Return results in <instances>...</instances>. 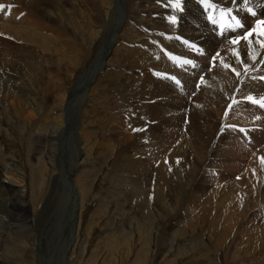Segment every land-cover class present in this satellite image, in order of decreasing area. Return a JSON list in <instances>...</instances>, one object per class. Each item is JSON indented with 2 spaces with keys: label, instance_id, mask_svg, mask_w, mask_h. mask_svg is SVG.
Listing matches in <instances>:
<instances>
[{
  "label": "rangeland",
  "instance_id": "374dc122",
  "mask_svg": "<svg viewBox=\"0 0 264 264\" xmlns=\"http://www.w3.org/2000/svg\"><path fill=\"white\" fill-rule=\"evenodd\" d=\"M42 1L43 3H46L44 7L46 6L49 9L48 13L45 14L44 12L34 10L29 13L24 24H21L24 27L30 25L31 29H35V31H32L30 34L33 37L31 38L32 40L28 35L29 40L27 43L33 47H35V45L38 46L34 49L35 53L26 58L28 64L25 66L26 69L16 67L20 72V74H18L19 79H15L19 88L15 87L11 93L0 91V103L2 102L0 104V264H35L34 261L36 257L32 254V251L28 248L29 251L27 250L26 252V246L24 247L25 250L22 249L21 244L23 243L20 240V236L24 234L25 227L30 228V223L33 222L34 217L38 216L41 211L40 200L42 195L46 192L51 174L57 172L56 168L53 166L54 160L46 155L45 150L41 149V152L37 154L39 151L38 148L41 146H45L48 150L47 143L51 137V130L56 127L53 118H55L54 116H56L59 111L51 110V106H54L55 104L59 105V102L57 101L55 103L53 99L55 97V99L60 100L59 97L61 98L63 92L60 90L59 84H62L64 80L66 81V79H68L67 75L73 71H75L73 72L75 75L73 76L71 88L75 90V82L87 72L109 39L108 35L112 32V24L110 22L111 25L109 26V21L111 19L116 20L117 17L120 18H118L119 20H121L123 16L125 17L122 12L123 1L121 2L120 0H117L116 7L113 0ZM0 4L8 6V3ZM117 5L119 6L118 8ZM129 5L131 10L137 7L133 2ZM114 7L117 8V10L115 9L116 11H114ZM7 8L9 7L0 10V18H4V15L8 13V11L6 12V10H8ZM167 8L168 7L165 5L162 6L163 10H167ZM10 16L11 14H9V16L7 15V18H10ZM21 18L22 17L18 15L16 18L12 19L20 20ZM32 21L35 22L33 23ZM117 22L119 21L117 20ZM1 25L2 23L0 26ZM1 28L2 26L0 27V32L2 31ZM4 34L3 31L0 33V36L2 37ZM129 34L130 30L124 29L123 35L125 37L119 38L112 47L115 53L112 52L107 58L105 62L107 67L104 73H101L95 82L90 85V89L88 88L87 92L89 93L86 92L84 95L86 96L84 101L87 100L85 104L86 106L84 105V107H82L83 110L80 111L79 115V126L81 127L79 132L84 136L81 148L83 147L82 149H84V153L79 160L81 166L74 173V178L81 191L79 203H81L80 216L83 219V226L80 232L81 238L78 246H82L83 248V246L86 245V247L83 248L84 258L80 261V264H146L148 262L151 257L150 255L153 252L154 245L152 238L153 233L151 232L157 230L156 221L154 219L155 217H150L151 215L155 216L158 209L156 201L153 199L155 189L152 188V185L159 180V175L165 183H168L170 178H173V174H171L170 170L167 172V170L162 168L159 163L161 160L167 162L169 160V153L173 148L174 151H179L177 148L175 149V147H178L180 142L189 141L190 139L188 140V137L203 145L202 156H204V160L198 161L197 159V161L200 166L201 163L203 166L205 165L204 170L208 171V174H205V177L209 179L211 178V181L205 184L206 187L209 186L207 190L198 193H194V191L191 190V187H188V192L184 191L181 193L179 188L180 182L175 184L173 182V185L168 184L166 188H163L164 192L160 195L163 203L167 202L172 197L173 191L169 189L170 187H175V190H179L180 194L177 193L176 196L179 199L182 198L179 206L175 209V211H179H177L179 216L173 221L176 225L175 229H178L179 231L172 234L167 242L171 247H176L177 245H180L179 242H182L181 233H186L188 235H184L183 238L188 239L187 241L185 240L184 243L189 249H182L180 251L176 250L171 257H169V259L173 260L172 262H167L166 260L161 264H176L179 259L186 262V264H224L225 261L220 256L224 247L228 248L229 253L227 258L231 264H264V150L261 152L258 151L257 153L256 150L258 148L248 151L250 148L247 147L245 150L246 152L244 150V152L242 151L243 155H239L233 150L223 152L225 155L222 153H214L212 151L214 141L211 138V135L206 132L209 126L213 128V122L205 120L204 116H207L208 114L203 106L200 107L201 102L195 103L198 104V106L194 103L186 105L182 112L184 119L180 123H177L179 126L173 131V135L175 134L174 140H166L167 138H165V134L162 133V129L166 124L165 119L168 118V114L165 113L166 109L160 106L159 103H155L152 99H150V101H145V103L149 102L148 106H144V108L146 107L145 109L141 107L142 105H137L136 101H134V92L140 86V77H142L143 69L140 71L134 69V72H126L125 69H123L122 65L126 63V61L123 60H127V58L130 57L136 58V52L128 49L126 46V38ZM105 35L107 37H105ZM4 36L9 37V35ZM2 46L4 45L0 43V48ZM1 51L4 53H1ZM21 54L24 56V53ZM2 57H5L4 47L0 49V72H3L6 67ZM20 64L24 66L23 61ZM58 69H61L62 71ZM22 70L24 71L23 79L20 78V75L21 77L23 75ZM146 70L150 71L149 67ZM126 73L130 77L126 75ZM126 84L129 86L127 85L126 87ZM147 85L150 86V83ZM197 87L198 85L196 86V89H198ZM72 89H69V94L73 91ZM78 93V95L75 94V97H82L81 92L78 91ZM194 93L195 92L191 93L192 96ZM69 94L65 98L66 100L64 99L65 101L61 102L60 100V104L63 105V108L68 105L70 99ZM10 100H15V102L19 101L18 103H21L23 106V103H26L25 101H27V108L25 106L24 108L27 112H31V115H34L32 118L34 117L33 119L35 120L29 121L31 119H26L25 112L20 116L6 115L7 111L9 113L11 110L9 105H7ZM154 100L157 99L154 98ZM42 103L45 108L51 104L50 118L40 119L38 113L42 112V108H40ZM230 105L231 103L228 105V108ZM149 106H153L152 109ZM69 110H71V106L70 109L66 107V111ZM159 112H161V114ZM148 114L150 115L148 116ZM190 115H193L194 117L191 118ZM49 116L47 115L46 117ZM200 117L204 119H201ZM199 121H203V125L201 124L202 122L200 123ZM190 122L192 125H190ZM193 125L195 127H193ZM202 126H205L206 129ZM196 129L199 131L198 133ZM69 130L70 129H68L67 133L63 135L64 138H61L62 140L60 141L59 147L60 154L57 156L53 155V159H56L57 161V166H60L63 171L62 182L66 181L67 169L75 162V154H73L75 153L73 152L74 142ZM60 131L62 132V130L58 131L59 135L61 133ZM177 132L179 134H177ZM158 133H160V135ZM181 134L184 136H180ZM195 134H198L201 138L198 139L199 137H194L196 136ZM222 134L223 130L217 133V143L220 141L219 139ZM43 135L48 137V139L45 140L46 142L41 140L43 138L40 139ZM153 135L156 138L153 137ZM210 141L213 144L210 143ZM248 141L249 139L246 137L238 140L239 143H243L245 146H247ZM170 142L172 143L170 144ZM130 143H132V145ZM149 143H151V145ZM61 144L63 145L61 146ZM70 144L72 147H70ZM147 146H150V149ZM185 146H187V152L185 151L186 157L183 155V159L186 158L191 161L195 158L194 153H192L194 150L191 149L192 142ZM226 146L227 145H225V147ZM162 148H164L162 150L163 153L164 150H167V154L159 156V149ZM147 150L149 152H147ZM121 151H123L124 154L129 151L128 154L126 153L125 155H130V159L133 158L131 157L132 154H134L133 156L136 160H140V158L144 160L145 158V160L152 165L151 168L153 169L151 174L144 173L145 175L143 177L140 175L137 177L134 176V174L121 171L119 166H115L116 159ZM156 151L158 152L156 153ZM179 152H177V154H179ZM182 153H184V150L180 152V156ZM226 154H228L227 157H225ZM155 155L158 157L157 159ZM191 155H193L194 158H191ZM72 156L73 159H71ZM209 157L212 158L213 163L210 167L204 163L206 160L210 159ZM259 157L263 160H259ZM145 160L142 162L144 163ZM157 165L160 166V169L157 168ZM253 167L255 170L258 168L259 171L257 170L256 174H253L252 176L250 171ZM13 169L15 174L17 173L16 175H19V177L17 176V182H21L25 179L24 181L26 183L21 182V186L24 184L27 192L24 193L20 188V190L18 188L17 190H13L2 185V181L6 182L5 177L7 176V173H10ZM254 169L252 171H255ZM129 175H131V178L127 177ZM254 176H259L260 178L258 177L257 179ZM256 179L258 182H256ZM230 181H232V183H230ZM201 183H204V181L202 180ZM224 186H227L225 187L227 189H225ZM231 186L233 189H231ZM237 186L241 189L248 188V192H251L248 193L249 200L251 198L254 200H250L252 204L250 206L251 208L249 207L248 212L241 211V207L243 208V206L246 205L243 201L235 202V205L238 208H235V210H233L234 212L231 210V214L230 212H227V217L225 216L226 211H223V205L225 206L226 204L223 201L226 200V197L224 198L223 194H225L228 189L229 191L234 192H231L232 195H236L237 191H240L239 193H241V189ZM14 191L17 192L14 193ZM22 192L23 194H21ZM254 194L256 197H254ZM258 194H260V196ZM191 195H193V197ZM190 198L193 199L191 200ZM194 198H197L195 202ZM258 198H260V201ZM231 199L233 200V198ZM258 201L262 202L259 203ZM29 202L31 205H26ZM200 202H202L201 204H203L204 207L207 205V212L206 210L204 212L201 208ZM220 202H223V205ZM231 202L232 204L234 203V201H227L229 204ZM239 202L241 203L238 204ZM182 203L184 204L182 205ZM213 204L214 209L212 208ZM198 205L199 207H197ZM225 209L226 206L224 210ZM261 209L262 211H260ZM144 213H147L150 216L142 218L141 216ZM239 213H245L247 216L250 215L249 219L246 218L247 222L245 224L244 219L242 221V218L238 216ZM113 219H115V221ZM177 220L180 221L178 222ZM248 222L249 224H247ZM204 247H207V249H204ZM149 262L151 264V260Z\"/></svg>",
  "mask_w": 264,
  "mask_h": 264
},
{
  "label": "bare ground",
  "instance_id": "6f19581e",
  "mask_svg": "<svg viewBox=\"0 0 264 264\" xmlns=\"http://www.w3.org/2000/svg\"><path fill=\"white\" fill-rule=\"evenodd\" d=\"M120 1L121 2L123 1L122 2L123 11L122 12L125 15V17L123 16L121 20H119L120 18L117 17L116 20L111 19L109 21V26L112 24L111 25L112 32L110 33V35H108L109 39L106 42L100 54L98 55V57L94 60L90 68L87 70V72L82 77H80V79L77 82H75V86H74L75 90L71 88L72 83H73L72 82L73 76L75 75L73 72L75 71L67 75L68 79H66V81L63 78L64 82L62 81L63 83L59 84L60 90L63 92L61 95V98L59 97L61 102L66 100L65 98L69 94V89L73 90L71 91L72 93L70 92L69 94L70 99H69L68 105L64 106L63 108V105L60 104V100H57L54 97L53 101L55 103L58 101L59 105L55 104L54 106H51L50 104L49 106L45 108V106L42 103V106L40 107L42 108L41 110L42 112L38 113L40 119L41 118L47 119V118H50L49 114H51L50 112L51 108H52L51 110L53 111L54 110L59 111V113H57V115L54 116L55 118H53V121L55 122L56 127H54L51 130L52 134L50 133L51 137L49 138V142L47 143L48 150L46 149L45 146L44 147L41 146L42 148L41 147L38 148L39 151L37 152L38 154L39 152H41V149L45 150L46 155L48 157H51L52 160H54L53 166L56 168L57 172L56 173L54 172L51 174L49 184L46 188V192H44L42 195V198L40 200L41 211L39 212L38 216L34 217L33 222L30 223V228L25 227L24 234L20 236L21 237L20 240L23 243L21 244L22 249H24V247L26 246L25 247L26 252L28 248L32 251V254L36 257L34 261L35 264H80V261L84 258L83 248H85L86 245H84L83 248L82 246H78L79 240L81 238L80 232L83 226V219L80 216L81 215L80 214L81 203H79L81 191L79 190L76 184L75 178H74V175H75L74 173L81 166L80 164L81 162L79 163V160L81 159L82 154L84 153L83 152L84 149H82L83 147L81 148V143H82V140L84 139V136L82 133L79 132V129L81 130V127L79 126V115H80V111L83 110L82 107H84V105L87 102V100L84 101L86 97L84 95L88 91V88L90 89V85L93 84L95 80L100 76V74L104 73V71L106 70L107 64L105 62L107 58L110 56V54L114 52L112 49L114 44L119 40V38L125 37L123 35L124 29L130 30V34L126 38V46L128 49L136 52V58L130 57V58H127V60H123V61H126V63L122 65L123 69H125L126 72H129V71L134 72L135 71L134 69H138L136 71H140L143 69L142 77H140V80H141L140 86L134 92L135 94L134 101H136L137 105H142L141 107L144 108V106L149 105L148 104L149 102L145 103V101L147 100L150 101V99H152L153 101H155V103H159L160 106L166 109L165 113L168 114V118L165 119L166 124L163 122L165 124V127L162 129V133L165 134V138H167L166 140L168 141L174 140L175 134L173 135L174 133L173 131L175 130V128H178L179 124L177 125V123H180L181 121H183L184 117L182 115V112L184 108L186 107V105L190 103L195 104L197 102H201L200 107L203 106V108L207 111V114H208L207 116H204L205 120L208 122L209 121L213 122V128L209 126L206 132L211 135V138L214 141V146L212 150L214 153L223 154V152H226L228 150H233V151H236L239 155H241L247 149V147L250 148L248 149V151L258 148L259 150L258 149L256 150L257 153L258 151L261 152L264 150V107H261L260 103L253 102V100L264 102V25L260 23L261 21H264V0H203V2L202 0H176V1L156 0V4L158 5L155 4V0H120ZM113 2H115V7H116L117 0L116 1L113 0ZM132 2L135 3L137 6L133 10H131V7H129L130 6L129 4ZM0 3H3V4L8 3V6H11L7 8L8 10H6V12L8 11V13L4 15V18L3 17L0 18V21H1L0 24L2 23L1 25L2 31L0 33L4 31L5 33L4 35H7V36L9 35V37H5L4 35L2 37L0 36V43L4 45L2 47H4V51H5V57L4 58L2 57V59L4 60L5 62L4 65L6 66L4 71L0 72V91L1 92L3 91L4 93L5 92L11 93L13 92V89L15 87L19 88V85L16 84L15 79L17 78L19 79L18 74H20V72L18 71L16 67L26 69L25 66L28 65L26 62V58H28V56L30 57L31 54L35 53L34 49L37 48L38 46V45H35V47H33L32 45L30 46L27 43V41L29 40L28 35L30 36V39L33 38L32 35L30 34L32 31H35V29H31L30 25L24 27L21 24H24L30 12L35 10L38 12H44L46 14L48 13L49 9L46 6L44 7L46 3H43L42 0H0ZM163 5L168 7L167 10L162 9ZM115 7H114V11H116L119 6L117 5V8ZM180 9H183V11H181ZM9 14H11V16L10 18L9 17L7 18V15L9 16ZM18 15L22 17L20 20L12 19V18H16ZM173 16L176 18L175 24H173L170 20V17H173ZM117 20L119 22H117ZM237 21H239L240 24H242L244 27L243 28L238 27ZM32 22L34 23L35 21H32ZM246 30L251 31L252 35L251 36L247 35ZM39 36H42V35H39ZM105 37L107 36L105 35ZM234 40L236 41V43L232 42ZM185 41H188L187 45L184 43ZM191 45H195V48L191 47ZM2 47L0 49H2ZM1 53H4V52L1 51ZM21 53H24V56ZM214 55H215V61H213L212 59ZM185 60H192L193 65H189L185 67L184 66ZM22 61L24 63V66L20 64L22 63ZM148 67L150 71L146 70ZM6 69L11 70V71H7ZM58 70H61V69H58ZM23 72L24 71L22 70V74ZM126 75L128 74L126 73ZM173 76L176 78V80L180 81L179 85H177V83L171 78ZM23 77H24V74L22 75V77L20 75V78L23 79ZM149 83H150V86L147 85ZM127 85L128 84H126V87ZM197 85H198L197 87L198 89H196ZM78 91L81 92L82 94V97L80 98L75 97V94H77ZM193 92L195 93L192 96L191 93ZM249 97H251L252 99L251 100L248 99ZM154 98H156L157 100H154ZM10 101L8 102L7 105H9L11 110L9 113L7 111L6 115L20 116L22 115V113L25 112L26 119H31L29 121L35 120L33 119L34 117L32 118V116L34 115H31V112L30 113L27 112L24 108V106L26 107L27 101H25L26 103H23L24 106L21 103H18L19 101L18 102H15V100L11 102ZM230 103L231 105L228 108V105ZM195 105L198 106V104H195ZM70 106H71V110L66 111V107L70 109ZM159 113L161 114V112ZM47 115L49 117H46ZM149 115L150 114H148V116ZM192 117L194 116L192 115L191 118ZM201 119H204V118H201ZM201 122L200 123L203 125V121ZM51 123H52V120H51ZM190 125H192L191 122H190ZM205 126H202V127L206 129L207 126L206 127ZM193 127L195 126L193 125ZM68 129H70L69 131L72 134V140L74 142L73 152L75 153L73 154H75V156L74 155L73 156L75 158V162L74 164L72 163L70 168L67 169L68 171H67L66 181L62 182V179H63L62 172L63 171L60 168V166L59 167L57 166V161L56 159H53L54 158L53 155L57 156L58 154H60L59 153L60 141L64 138L63 135L67 133ZM59 130H62V132L60 131L61 132L60 135L58 134ZM221 130H223V134L220 137V139L218 138L220 141L217 143V133ZM178 132L177 134H179ZM198 132L199 131L197 130V133ZM158 134L160 135V133ZM182 135L183 134H181L180 136ZM195 135L196 136L194 137H199L198 139L201 138L200 136H198V134H195ZM153 137L155 136L153 135ZM243 137H246L247 139H249V141L247 142V146H245V144L243 143L238 142V140ZM40 139L45 141L48 139V137L43 135L42 137H40ZM188 140L189 141L180 142V144H178L179 146L177 145L178 147H175V149L177 148L180 152L184 150V153H182L181 156H180V152L177 151L179 152V154H177L176 150L174 151V148H173L171 152L169 151L170 153L168 152L169 160L167 162L162 161L160 159L161 162L159 163V165H161L162 168H165L167 172L168 170H170L171 174H173L172 175L173 178H170V181L168 183H165L164 180L161 178V176L158 174L161 179L158 177L159 180L158 181L156 180L157 182L155 184L153 185L151 184L152 188L155 189L153 199L156 201V205L158 206V209L156 211L155 216L154 215L150 216L149 214L144 213L141 217L142 218H145L148 216H150L151 218L155 217L154 219L156 221L157 230L151 232L153 233L152 238L154 241L153 252L150 255L151 257L149 258L146 264H150L149 262L150 260H151V264H161L166 260L167 262H172L173 260L169 259V257H171V255L176 250L180 251L182 249H189L188 246L184 243V241L185 240L187 241L188 239L183 238L184 235L185 236L188 235L186 233H181L182 242H179L180 245H177L176 247H171V245L167 242L172 234H174L176 231H179L178 229H175L176 225L173 223V221L176 220L179 216V214L177 213L178 210L175 211V209L179 206L182 198L179 199L176 196V194L177 193L180 194V192L183 193L184 191L188 192V187H191V190L194 191V193L204 192L209 187L208 185H207L208 187H206L205 184L211 181V178L209 179L205 177V174L206 175L208 174V171L204 170L205 165L203 166V164L201 163V166H200L198 164L199 160H204V156H202L203 145L200 144L198 141L191 139L189 137H188ZM190 142H192L191 149L194 150V152L192 153H194V156H195L194 158V156L191 155L192 156L191 158L196 159V160L192 159L191 161H189V159L187 160L186 158L183 159V155L185 156L187 152L186 151L187 146L185 145H188ZM171 143L172 142H170V144ZM210 143L212 142L210 141ZM130 144L132 145V143ZM149 144L151 145V143ZM62 145L63 144H61V146ZM225 145L227 146L225 147ZM70 147H72L71 144H70ZM130 147H133V146H130ZM148 148L150 149V146ZM163 149L164 148L159 149L160 151L158 153L159 156L162 154L164 155L167 154V150H164V153H163L162 151ZM128 152L126 153L128 154ZM147 152L149 151L147 150ZM157 152L158 151H156V153ZM146 153H145V156H146ZM125 154L123 153V151H121L115 163V166H119L121 168V171H126L129 174H134V176H137V177L138 175L143 177L145 175L144 173L151 174L152 169H153L151 168L152 165H150L148 161L145 160V158H144L145 162L143 163L142 161L144 160H142V158H140V160H136L134 159L135 158L133 156L134 154H132L131 157L133 158L130 159L129 158L130 155L127 156ZM227 155L228 154H226L225 157H227ZM73 156L71 159H73ZM157 158L158 157L156 156V159ZM260 159L261 158L259 157V160ZM166 160H167V157H166ZM262 160L263 159H261V161ZM204 163L208 167L212 166L213 164L212 158H210L209 160H206ZM159 167L160 166H158L157 168ZM253 169L254 167L251 168V171H250L252 176L253 174L254 175L256 174V171L258 170V168H256V170L254 169L255 171H252ZM16 174H15L14 169L10 173H7V176L5 177L6 182L2 181V185L8 188H11L13 190H17V188L18 189L20 188L22 189L24 193L27 192L24 184L23 186H21L22 184L21 182H25L24 181L25 179L24 180L21 179L23 181L20 180L21 182H17L18 180L17 176L19 177V175H16ZM127 177L131 178V175ZM258 177H255V178L258 179ZM246 178L248 179L247 176ZM257 179H256V182H258ZM202 180L204 181V183H201ZM173 182L174 184L180 182V187H179L180 192L179 190L178 191L175 190V187L174 188L170 187L169 189L173 191L172 197L170 199L168 198L169 200L163 203L162 199L160 198L161 193L164 192L163 188L164 187L166 188L168 184L173 185ZM230 183H232V181H230ZM145 184H146V181H145ZM254 184H255V180H254ZM181 186H184V187H181ZM225 187L227 186H224V188ZM231 189H233L232 186H231ZM247 189L242 188L241 189L242 192L239 193L240 191L239 192L237 191L238 194L236 193V195L235 194L232 195L231 192L233 191H229V189L228 191H226L225 194L222 193L224 195V198L226 197L225 198L226 200H223L226 203L225 210H224L225 206L222 204L223 202L222 203L220 202L223 205V211L224 212L226 211L225 216H227V212L228 213L230 212L231 214V210L233 211L235 210V208H238L235 205L236 204L235 202H238V201H243L246 204L243 206V208L241 207V211L243 212L249 211V207L252 204L250 200L252 198L249 200L248 193L250 191L248 192ZM16 192L14 191V193ZM23 192L21 194H23ZM258 195L260 196V194ZM191 196L193 197V195ZM254 197H256L255 194H254ZM231 198H233V200ZM196 199L194 198V202L196 201ZM258 199L260 201V198ZM253 200L254 199H252V201ZM227 201H234V203L232 204L231 202L229 204L227 203ZM142 203H145V202H142ZM201 203L202 202H200L201 208L204 210V212L205 210L207 212L208 210L207 205L205 206L206 207L205 208L203 204ZM240 203L241 202H239L238 204ZM183 204L184 203H182V205ZM26 205H31V204L29 202ZM212 206H213L212 208L214 209V204ZM197 207H199V205ZM260 211H262V209ZM238 216L242 218V221L244 219V224L247 222L246 218L247 219L250 218V215L247 216V214L245 213H239ZM113 220L115 221V219ZM177 221L179 222L180 220H177ZM247 224H249V222ZM204 249H207V247H204ZM223 249L224 250L223 252H221L220 256L224 259L225 261L224 264H231V262H229V259L227 258L228 253H229L228 248L224 247ZM202 251H203V248H202ZM176 264H186V262H183L179 259Z\"/></svg>",
  "mask_w": 264,
  "mask_h": 264
},
{
  "label": "snow or ice",
  "instance_id": "6c2138e0",
  "mask_svg": "<svg viewBox=\"0 0 264 264\" xmlns=\"http://www.w3.org/2000/svg\"><path fill=\"white\" fill-rule=\"evenodd\" d=\"M202 2H203V0H202ZM177 6H179V5H177ZM6 7H11V6H5V5L0 4V10L5 9ZM180 10L183 11V9H180ZM253 14H254V13H253ZM210 19H211V17H210ZM170 20H171V22H172L173 24L176 23V18H175L174 16H173V17H170ZM260 23H261L262 25H264V21H261ZM237 25H238V27H240V28H243V27H244L242 24H240L239 21H237ZM246 34L249 35V36L252 35L251 31H248V30H246ZM232 42H233V43H236L235 40L232 41ZM184 43L187 45V44H188V41H185ZM191 47L195 48V45H191ZM212 59H213V61H215V55L212 57ZM189 65H193V61H192V60H185V62H184V66L187 67V66H189ZM171 78L177 83V85L180 84V81H179V80H176V78H175L174 76L171 77ZM248 99L251 100L252 98L249 97ZM253 102H254V103H260V104H261V107H264V102H259V101H254V100H253ZM242 131H243V130H242Z\"/></svg>",
  "mask_w": 264,
  "mask_h": 264
}]
</instances>
